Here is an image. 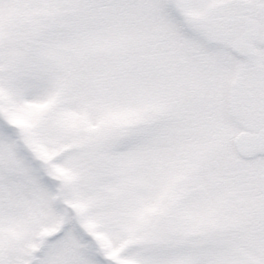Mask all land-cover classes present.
Segmentation results:
<instances>
[{
	"label": "snow or ice",
	"instance_id": "snow-or-ice-1",
	"mask_svg": "<svg viewBox=\"0 0 264 264\" xmlns=\"http://www.w3.org/2000/svg\"><path fill=\"white\" fill-rule=\"evenodd\" d=\"M0 264H264V0H0Z\"/></svg>",
	"mask_w": 264,
	"mask_h": 264
}]
</instances>
